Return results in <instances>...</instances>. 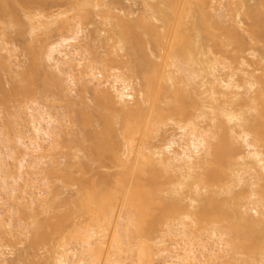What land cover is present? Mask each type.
Here are the masks:
<instances>
[{"label": "bare ground", "instance_id": "1", "mask_svg": "<svg viewBox=\"0 0 264 264\" xmlns=\"http://www.w3.org/2000/svg\"><path fill=\"white\" fill-rule=\"evenodd\" d=\"M0 121V264H264V0H0Z\"/></svg>", "mask_w": 264, "mask_h": 264}, {"label": "rangeland", "instance_id": "2", "mask_svg": "<svg viewBox=\"0 0 264 264\" xmlns=\"http://www.w3.org/2000/svg\"><path fill=\"white\" fill-rule=\"evenodd\" d=\"M124 3H125V2H124ZM126 5H127V2H126ZM132 7L135 8V6H132ZM89 27H90V26H89ZM91 28H92V27H91ZM88 29H89V28H88ZM89 30H90V29H89ZM89 30H87V35H88V36H86V40H87V38H88L87 42H88L90 45H92V46H94V47H97L99 41L97 40V41H98V42H97L96 39H95V40L92 39V40H94V42L91 41L90 36H91L92 32H89ZM85 33H86V32H85ZM91 37H92V36H91ZM17 38H18V39H17ZM17 38H16V39H17L16 42H18V41H19L18 43L22 42V41L20 40L19 37H17ZM92 38H93V37H92ZM90 42H91V43H90ZM19 50H20V49H18V52H19ZM99 50H102V48H99ZM19 59H20V60H24V56H23V55H20V56H19ZM75 90H76V91H75ZM75 90H74V93H72V94H73L72 99H75V101L77 102V106H75V108H76V107L79 106V105H78V100H79L78 97H79V96L77 95L79 91H77V89H75ZM86 100H87L88 103H89V99H86ZM55 101L57 102L58 106H60V107H58L57 104H56V102H55V104H54V107H55V108H52L54 111H53V110H51V111H53V112L56 114V112L58 113V112H61V111H62V110H59V109L62 107V105H59V103L62 104V101H60V102H59V100H58V101L55 100ZM58 102H59V103H58ZM90 103H91V102H90ZM73 106H74V105H73ZM56 107H57V108H56ZM55 109H56L57 111H56ZM61 109H62V108H61ZM58 110H59V111H58ZM55 111H56V112H55ZM0 122H1V121H0ZM0 125H1V124H0ZM0 127H1V126H0ZM12 255H13V254H11V255L9 254L8 258H9L10 256L13 257ZM14 255H15V254H14ZM9 259H10V258H9Z\"/></svg>", "mask_w": 264, "mask_h": 264}, {"label": "snow or ice", "instance_id": "3", "mask_svg": "<svg viewBox=\"0 0 264 264\" xmlns=\"http://www.w3.org/2000/svg\"><path fill=\"white\" fill-rule=\"evenodd\" d=\"M49 59H51V56H49Z\"/></svg>", "mask_w": 264, "mask_h": 264}]
</instances>
